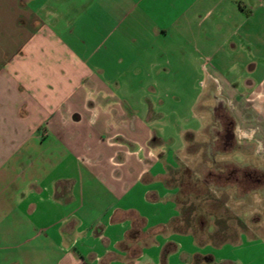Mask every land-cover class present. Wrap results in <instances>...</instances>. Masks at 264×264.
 Wrapping results in <instances>:
<instances>
[{
	"label": "crops",
	"instance_id": "1",
	"mask_svg": "<svg viewBox=\"0 0 264 264\" xmlns=\"http://www.w3.org/2000/svg\"><path fill=\"white\" fill-rule=\"evenodd\" d=\"M251 60L264 0H0V264H264L261 236H201L173 180L212 123L185 129L178 102ZM240 79L222 97L264 124Z\"/></svg>",
	"mask_w": 264,
	"mask_h": 264
},
{
	"label": "rangeland",
	"instance_id": "2",
	"mask_svg": "<svg viewBox=\"0 0 264 264\" xmlns=\"http://www.w3.org/2000/svg\"><path fill=\"white\" fill-rule=\"evenodd\" d=\"M255 64L256 62L251 60L247 68L242 70H227V74H224V70L215 69V72H217L216 76L221 75L223 76V80L225 79L230 83H233L236 75L237 78L241 76L242 79L240 80H248L250 83H254V86L257 87L256 90L258 89L264 94V86L259 88L261 81L264 79V69H254ZM211 66L213 65L211 64ZM197 73L200 77V71L197 70ZM192 74L197 75L194 71ZM223 80L217 79L215 83L206 84V90H201V93L203 92L204 94L203 96L206 98L210 94L212 97V91L215 90V96L222 97L221 91L225 88ZM233 86L243 87L244 85L240 86L233 83ZM213 104V100L198 102L195 100H183L182 102H178L184 115V128H197V120L192 115L195 112H200L203 108L208 109V107H212ZM258 105H260L259 102L251 100L232 102V108H234L232 113L238 117V119L235 118L238 124L236 132L237 141L243 149L235 150L236 152H233V154L228 152L226 155H219L218 159L230 160L232 162L231 164H233L232 167L244 168L246 166L247 171L249 169H258L245 163L258 161L263 163V169H259L261 171L259 173L264 174V124L257 117L256 106ZM209 141L210 138L207 142ZM207 142L202 143L200 149L193 146L189 149L187 148L184 155H189V159L184 160L180 169L173 171V180L178 182L183 194L181 199V206L184 207L183 211L185 214L189 211L190 215H199L203 218L200 221L206 222V225L208 223V226L203 228L205 231L201 236L209 238L214 243L236 241L243 233L261 236L264 239V192L262 190L241 192L239 188L232 187L224 191H219L216 188L202 187L197 184V178H200L199 174H197V167L195 164H190L188 160H194L193 156L195 157L200 150L201 160H203L204 166L211 168V163L204 161L207 157ZM257 147L258 154H256ZM253 152L255 153L254 155ZM245 175L241 174V178L243 179L244 177L243 180L247 183L249 176ZM194 231L200 234L198 227Z\"/></svg>",
	"mask_w": 264,
	"mask_h": 264
},
{
	"label": "flooded vegetation",
	"instance_id": "3",
	"mask_svg": "<svg viewBox=\"0 0 264 264\" xmlns=\"http://www.w3.org/2000/svg\"><path fill=\"white\" fill-rule=\"evenodd\" d=\"M212 98L214 104L208 107L212 114V123L208 128L210 141L207 142V157L204 160L210 162L212 166L207 168L204 163L200 164L199 182L201 186L216 188L219 191L236 187L241 192H254L255 190L264 192L263 173L251 169L247 171L246 166L244 168L234 166V168L230 160L218 161L219 155H226L228 152L233 154L243 148L237 141L238 124L228 102L223 97H216L215 93L212 94ZM241 174L249 176L247 183L243 180L244 177L241 178Z\"/></svg>",
	"mask_w": 264,
	"mask_h": 264
}]
</instances>
